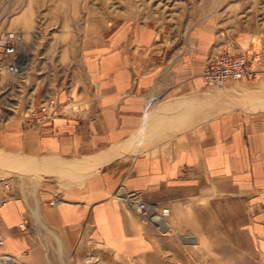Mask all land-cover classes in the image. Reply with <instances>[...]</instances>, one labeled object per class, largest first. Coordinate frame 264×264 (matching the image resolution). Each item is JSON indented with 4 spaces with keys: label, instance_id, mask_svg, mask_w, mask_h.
<instances>
[{
    "label": "crops",
    "instance_id": "1",
    "mask_svg": "<svg viewBox=\"0 0 264 264\" xmlns=\"http://www.w3.org/2000/svg\"><path fill=\"white\" fill-rule=\"evenodd\" d=\"M227 42L210 21L181 35L120 26L53 97L71 96L75 109L39 128L24 117L0 126L3 250L22 257L37 240L70 249L96 240L128 252L159 223L136 213L132 193L201 233L216 208L229 221L240 198L246 228L264 241V57L254 77L209 87L205 63L230 52ZM250 42L241 35L233 53Z\"/></svg>",
    "mask_w": 264,
    "mask_h": 264
},
{
    "label": "rangeland",
    "instance_id": "2",
    "mask_svg": "<svg viewBox=\"0 0 264 264\" xmlns=\"http://www.w3.org/2000/svg\"><path fill=\"white\" fill-rule=\"evenodd\" d=\"M206 21L228 41L227 53H233L241 35H248L251 42L241 53L264 57V0H0V39L7 31L20 33L31 61L23 81L2 75L0 126L67 88L86 50L114 29L155 24L181 35ZM6 170L0 166V173ZM244 204L231 199L229 221L216 208L205 233L181 230L178 216L159 207L169 209L163 224L153 226L150 237L131 244L128 252L96 240L73 249L62 240H37L22 257L5 250L0 257L10 254L15 264H264V241L246 228L250 210ZM0 264L11 262L0 259Z\"/></svg>",
    "mask_w": 264,
    "mask_h": 264
},
{
    "label": "built area",
    "instance_id": "3",
    "mask_svg": "<svg viewBox=\"0 0 264 264\" xmlns=\"http://www.w3.org/2000/svg\"><path fill=\"white\" fill-rule=\"evenodd\" d=\"M0 83L3 74L12 79L23 81L27 78L31 66L29 53L22 35L16 31H7L0 39ZM262 59L260 54L250 56L245 53H222L208 57L203 72L204 83L209 87H222L228 81L240 80L246 77H254L256 74L255 63ZM1 86V85H0ZM76 103L71 96H67L63 103L56 98H51L39 104L34 103L24 116L25 122L32 127H42L51 123L63 111L75 109ZM8 188V185H5ZM6 202L0 197V208ZM58 200L51 202L55 205ZM130 202L135 211L144 219L152 220V213L156 217H163L169 214V209H160L158 206L150 205L139 199L137 194L130 195ZM6 240L1 232L0 220V250H3ZM10 254H3L1 257L9 258ZM0 257V258H1Z\"/></svg>",
    "mask_w": 264,
    "mask_h": 264
},
{
    "label": "bare ground",
    "instance_id": "4",
    "mask_svg": "<svg viewBox=\"0 0 264 264\" xmlns=\"http://www.w3.org/2000/svg\"><path fill=\"white\" fill-rule=\"evenodd\" d=\"M10 78H12V77H10ZM152 220H156V221H158V222H161V221H163L160 217H156L153 213H152ZM162 223V222H161ZM163 224V223H162ZM56 241H60V240H56ZM0 259H8V260H10V262H11V264H15L16 263V260L15 259H13V258H3V257H1Z\"/></svg>",
    "mask_w": 264,
    "mask_h": 264
}]
</instances>
